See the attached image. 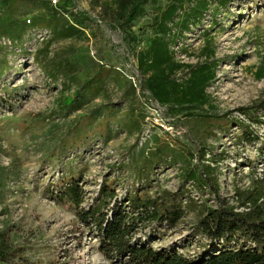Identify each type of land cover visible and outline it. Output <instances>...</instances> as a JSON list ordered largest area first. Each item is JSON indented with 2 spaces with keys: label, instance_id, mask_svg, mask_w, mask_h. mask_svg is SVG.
<instances>
[{
  "label": "rangeland",
  "instance_id": "374dc122",
  "mask_svg": "<svg viewBox=\"0 0 264 264\" xmlns=\"http://www.w3.org/2000/svg\"><path fill=\"white\" fill-rule=\"evenodd\" d=\"M128 2L72 0L63 11L46 0H16L4 8L21 29L0 35V245L18 264H119L97 251V239L53 192L72 176L85 191L84 205L105 181L121 197L132 187V169L151 155L157 164L144 171L140 188L152 196L175 193L183 209L176 226L159 228L153 247L200 252L207 239L195 225L208 208L257 205L264 219V124L251 125L260 137L251 143L233 125L220 129L242 118L239 108L264 121V0H186L174 18L193 5L205 6L202 16L164 34L181 65L167 70L169 78L183 82L192 68L214 63L202 111L208 118L160 104L144 86L153 72L147 39L173 1L149 0L125 24ZM49 18L54 29L44 25ZM71 22L76 29L68 32ZM58 61L73 65L77 80L48 78ZM96 72L95 89L84 88ZM192 169L201 184L192 181Z\"/></svg>",
  "mask_w": 264,
  "mask_h": 264
},
{
  "label": "trees",
  "instance_id": "16d2710c",
  "mask_svg": "<svg viewBox=\"0 0 264 264\" xmlns=\"http://www.w3.org/2000/svg\"><path fill=\"white\" fill-rule=\"evenodd\" d=\"M16 0H3L0 12L6 6H11ZM51 3L50 0H46ZM149 0H129L121 9V19L129 24L137 15L142 13L143 6ZM162 11L158 21V32L147 39L146 53L149 56V67L153 72L145 80L144 86L152 97L160 104L173 108L183 107L208 118L202 113L207 103L206 90L215 77L214 63H204L192 68L188 78L176 82L168 77L167 70H177L181 65L173 60V55L164 40V34L170 26H179L188 19L196 20L204 12V5H193L181 20L175 19L177 9L182 8L186 0H172ZM58 10L67 11L72 7V0H57L53 5ZM4 12L0 35L11 37L14 31L20 30L17 21H9ZM54 19H46L44 25L52 29ZM30 22V21H29ZM34 23L38 25L39 19ZM25 25V23L23 22ZM76 29L75 23L68 25V32ZM136 40L135 37H131ZM142 59V57H141ZM77 69L73 65L61 61L53 62L46 70L47 77L54 79L57 73L65 78L77 80ZM100 79V72L86 78L84 88L95 89ZM78 95L75 93L74 98ZM73 98V99H74ZM71 99V101L73 100ZM239 116L228 125L220 127L226 131L230 125L240 129V140L251 143L260 139L251 125L264 124L263 119L255 114H249L246 108H239ZM151 124V123H148ZM152 125V124H151ZM156 127V126H155ZM142 130V129H141ZM160 131H162L159 128ZM165 132V131H163ZM166 133V132H165ZM203 155H201L202 157ZM213 157V155H211ZM157 159L150 156L144 166H135L132 170L131 188H126L123 196L117 195L113 181L99 184L96 194L84 205L85 191L79 181L72 176L63 179L53 192L54 198L62 203H68L77 222L87 233L97 239V251L111 262L119 264H264V219L259 206L254 205L244 211L218 206L208 208L196 222V232L203 235L207 242L200 252L194 256H186L175 247H153L151 241L161 234V226L174 227L183 216L181 201L177 194L163 192L152 196L140 188L144 171L154 169ZM247 166H252L246 160ZM209 170L210 165L205 166ZM194 183L201 184V177L190 170ZM249 202V201H248ZM247 202L244 204L246 205ZM243 205V206H244ZM14 253L6 245H0V264H18L13 261Z\"/></svg>",
  "mask_w": 264,
  "mask_h": 264
},
{
  "label": "built area",
  "instance_id": "2783aa9c",
  "mask_svg": "<svg viewBox=\"0 0 264 264\" xmlns=\"http://www.w3.org/2000/svg\"><path fill=\"white\" fill-rule=\"evenodd\" d=\"M50 1H51V3H52L53 5H55L57 0H50ZM2 2H3V0H0V8H1V5H2ZM156 125H158L159 127H162L164 130H166L167 126H169V127H168L169 129L172 128L171 125H168V124H167V126H166V124L163 125V124H160V123H158V124L156 123Z\"/></svg>",
  "mask_w": 264,
  "mask_h": 264
}]
</instances>
